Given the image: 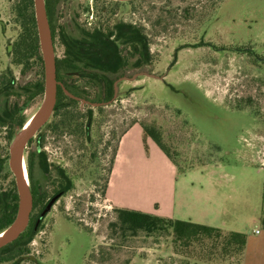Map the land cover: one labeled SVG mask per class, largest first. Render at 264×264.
<instances>
[{
    "label": "rangeland",
    "instance_id": "obj_1",
    "mask_svg": "<svg viewBox=\"0 0 264 264\" xmlns=\"http://www.w3.org/2000/svg\"><path fill=\"white\" fill-rule=\"evenodd\" d=\"M18 1L0 0V20L7 28L3 32L0 27V72L12 76L19 89L35 79L37 70L24 74L11 54L23 31L15 14ZM55 17L58 33L117 22L143 26L152 60L137 73L154 76L122 81L109 105H80L85 117L64 131L55 132L60 118L52 116L28 143L26 167L41 139L51 179L55 167H61L72 189L41 220L28 254L3 264H206L177 254L172 235L124 236L119 227H111L117 214L107 201L106 187L121 136L134 123L159 131L175 162L177 208L181 193L198 189L206 199L221 197L226 228L247 237L256 229L264 234V0H63ZM55 48L61 58L58 38ZM135 74L129 67L117 79ZM85 85L94 96L93 85ZM43 100L44 94L23 105L24 98L14 95L2 109L5 103H20V115L29 120ZM9 125H0V157L6 159L0 191L15 181L9 166ZM20 130L15 128L16 134ZM39 166L36 162V178L52 190ZM220 256L205 262L239 260Z\"/></svg>",
    "mask_w": 264,
    "mask_h": 264
},
{
    "label": "trees",
    "instance_id": "obj_2",
    "mask_svg": "<svg viewBox=\"0 0 264 264\" xmlns=\"http://www.w3.org/2000/svg\"><path fill=\"white\" fill-rule=\"evenodd\" d=\"M20 1L17 4L16 13L23 31L17 42L13 45L11 54L13 55L14 63L23 67L24 74L32 68H34V71H37L35 79L30 80V82L19 87V89L15 85V79L12 76L10 77L8 73H0V125L5 127L10 124L9 126H11L12 130L8 138L9 142L16 135L15 128L22 129L28 121V119L20 115L21 108H24L23 105L32 98L42 96L45 87L44 63L38 37L34 0H25V6H22ZM62 1L45 0L54 46H56V39L58 38L64 49L63 56L56 58L57 81H61L64 88L58 86L57 102L52 115L60 118V123H57L53 128L55 132H61L60 129L64 131L70 128L68 126L72 122L79 121V118L85 117L79 108L82 105L80 100L73 99L67 95L64 91L65 89L78 98L87 101H98L95 95L98 96L100 92L98 91L92 96L86 90L87 85L85 84H95L101 88L102 82H104L106 95L109 98L113 95V85L117 80L118 74L125 72L124 67L126 65L130 66L133 50H137L138 69H142L143 66L150 64L152 60L149 37L143 26L117 22L112 27L110 25L103 27L96 25L89 29L82 28L72 31L64 29V31L58 33L55 15L57 7ZM133 1H129V3ZM110 2H114L115 4L123 3L117 1ZM78 28L81 27L79 26ZM112 37L114 38L111 40ZM101 56L105 58L104 66L96 61ZM76 68L80 69L81 73L74 75L78 83L76 90H73L69 83L73 76L70 75V71ZM86 68L91 70L96 69V71L93 75H89L84 70ZM99 71L102 72L100 73ZM79 81H83V84H80ZM14 95L19 100L24 98L23 105L14 103L11 107L8 103H5L7 105L2 109L3 103ZM84 106L91 108L89 105ZM74 110L77 113H74ZM91 112L92 109L89 110V117L92 115ZM141 126L143 127L145 138H151L172 160L168 150L160 139L159 131L154 128L149 129L146 125L141 124ZM81 128L84 130V127L81 126ZM34 137L29 141L30 143L33 142ZM42 142L40 139L38 146L27 157V171L33 194L31 222L18 239L0 248V264L18 260L21 256L28 254V247L35 234L40 230L38 221L39 212L45 208L47 202L54 198L59 199L63 197L72 189L71 178L61 167H55L54 179H51V171L46 165V155L43 151ZM5 162L0 157V173L3 171ZM36 162L40 164L39 168L42 178L48 179L53 184L52 190L46 189L42 181L36 178ZM15 188V181H13L14 193L9 206L6 204L3 195L0 194V233L10 227L16 218L18 194ZM34 212H37V215ZM115 212L117 220L111 223V227L115 229L119 227L124 236L127 234L136 236L139 233H146L152 236L172 235L174 249L177 254L196 259L199 262L203 261L206 264L207 262L205 261L213 260L214 256L218 254L221 255L222 259L228 256L232 258L239 256L238 263L236 264L241 263L247 242L246 234L226 232L215 227L196 224L190 221L164 218L135 210L115 208ZM262 223L264 226V219ZM220 250L222 251L220 252Z\"/></svg>",
    "mask_w": 264,
    "mask_h": 264
},
{
    "label": "crops",
    "instance_id": "obj_3",
    "mask_svg": "<svg viewBox=\"0 0 264 264\" xmlns=\"http://www.w3.org/2000/svg\"><path fill=\"white\" fill-rule=\"evenodd\" d=\"M148 166L152 167L150 172ZM177 172L176 164L151 138H145L141 124L134 123L121 136L106 188L107 201L112 208L135 210L233 232L226 228L222 220L224 209L221 197L212 201L202 197L203 191L187 189L185 195L181 193L182 205L177 208ZM252 234L247 237L240 264H264V234L260 229L253 230Z\"/></svg>",
    "mask_w": 264,
    "mask_h": 264
},
{
    "label": "water",
    "instance_id": "obj_4",
    "mask_svg": "<svg viewBox=\"0 0 264 264\" xmlns=\"http://www.w3.org/2000/svg\"><path fill=\"white\" fill-rule=\"evenodd\" d=\"M117 2H129L133 0H110ZM35 8V18L38 30V37L40 43V49L42 53L43 63H44V75H45V87H44V100L41 108L39 109L40 117L36 123H34L29 129L24 130L26 124L22 129L15 135L10 146V159L9 166L11 172L15 176V182L18 192V211L16 218L12 225L2 231L4 233L6 230L14 227L13 231L7 236L0 239V248L12 243L26 230L30 221V215L33 210V194L30 186V182L26 181L22 175L19 168V158L23 156L25 148L28 145L29 141L37 134V132L50 120L53 115L58 94V85L57 81V67H56V54L55 47L52 39V31L46 11L45 0H34ZM141 75L154 76L153 74H148L140 72L135 75L133 78H136ZM122 80H131V78L123 77L115 83V95L114 99L118 96V83ZM67 95L72 98L79 99L71 94L68 90H64ZM83 104L89 103L84 99H79ZM109 103H106V105ZM93 106L104 105V103H92ZM29 178V176H28ZM57 198H54L50 201L48 206L43 212L45 215L51 210L52 205L56 202Z\"/></svg>",
    "mask_w": 264,
    "mask_h": 264
},
{
    "label": "flooded vegetation",
    "instance_id": "obj_5",
    "mask_svg": "<svg viewBox=\"0 0 264 264\" xmlns=\"http://www.w3.org/2000/svg\"><path fill=\"white\" fill-rule=\"evenodd\" d=\"M20 1V0H19ZM18 1V2H19ZM21 3H22V6H25V0H21L20 1ZM16 8H17V5H16V7H15V14H16V17H17V13H16ZM0 27H1V31H3V32H5L6 30H7V28H6V24L3 22V21H1L0 20ZM114 37H112L111 38V40L113 39ZM55 47V46H54ZM63 47V46H62ZM63 51H64V49H63ZM11 51H10V49H8V53H10ZM12 53V52H11ZM56 53V52H55ZM59 58V57H58ZM73 59V58H72ZM74 60V59H73ZM99 64H101V65H103L104 66V63H105V58H103L102 56L100 57V59L99 60H96ZM137 62H138V55H137V50L135 49V51L133 50V55H132V57H131V62H130V66L129 65H126L125 67H124V69H125V71L129 68V67H131L132 68V70H135L136 71V74L135 75H137L138 73H137V71H138V66H137ZM102 69V68H101ZM85 71H86V73H88L89 75H93L94 73H95V71H96V69H89V68H86V69H84ZM100 73L102 72V71H99ZM1 73V72H0ZM78 73H81V71H80V69H78V68H76V69H74L73 71H70V75H73L72 76V80L71 81H69V83H70V86H71V88L73 89V90H76V85H77V82L75 81V76L74 75H77ZM69 74V73H68ZM134 75V76H135ZM133 76V77H134ZM126 77V76H125ZM133 77H131V81H133L134 79H137L138 77H136V78H133ZM121 78H123V77H119L115 82H114V92H113V95L111 96V97H109L108 98V96L106 95V90H105V85H104V82H102V89L100 88V87H97L95 84L93 85V87H94V90H96L97 92L99 91L100 92V94L98 95V96H96L95 95V98H98L97 100L98 101H88L89 103H87V104H83L82 103V101H80L81 103H82V105H89L90 107H92V108H101V107H103V106H106V103H109V104H111L112 102H114L115 101V99H114V95H115V83L119 80V79H121ZM122 81H127V80H122ZM122 81H120L119 83H118V85L122 82ZM59 82V85L58 86H61V87H63L64 88V86H63V83L61 82V81H58ZM102 90V91H101ZM96 92V93H97ZM75 96V95H74ZM76 97V96H75ZM78 98V97H77ZM73 99H76V98H73ZM79 99H82V98H79ZM87 101V100H86ZM92 103H99V104H101V103H104V105H100V106H93L92 105ZM109 104H107V105H109ZM25 161V160H24ZM25 165H26V163H25ZM27 168V167H26ZM27 173H28V171H27ZM0 175H2V173H0ZM15 186H16V182H15ZM16 191H17V186H16ZM13 193H14V189H13V184H9L8 185V187H6L5 189H3L2 191H0V194H2L3 195V198L5 199V202H6V204L9 206V204H10V201H11V199L13 198ZM17 194H18V192H17ZM51 201V200H50ZM50 201L47 203V205L45 206V208L44 209H42L40 212H39V218H38V221H39V224H40V222H41V220L45 217V215L48 213H46L45 215H43V212H44V210L46 209V207L48 206V204L50 203ZM33 211V210H32ZM31 219H32V212H31V215H30V221H29V223L31 222ZM29 225V224H28Z\"/></svg>",
    "mask_w": 264,
    "mask_h": 264
},
{
    "label": "bare ground",
    "instance_id": "obj_6",
    "mask_svg": "<svg viewBox=\"0 0 264 264\" xmlns=\"http://www.w3.org/2000/svg\"><path fill=\"white\" fill-rule=\"evenodd\" d=\"M40 117V112L37 111L26 123V126L24 128V130H27L29 129L34 123H36L38 121ZM19 168H20V171L22 173V175L24 176V178L26 179V181H28L29 183V178H28V173H27V168H26V165H25V161H24V158L23 156H20L19 158ZM15 225L13 227H11L10 229L6 230L4 233H2L0 235V239L7 236L8 234H10L13 229H14Z\"/></svg>",
    "mask_w": 264,
    "mask_h": 264
},
{
    "label": "built area",
    "instance_id": "obj_7",
    "mask_svg": "<svg viewBox=\"0 0 264 264\" xmlns=\"http://www.w3.org/2000/svg\"><path fill=\"white\" fill-rule=\"evenodd\" d=\"M257 233H259V231L257 230Z\"/></svg>",
    "mask_w": 264,
    "mask_h": 264
}]
</instances>
